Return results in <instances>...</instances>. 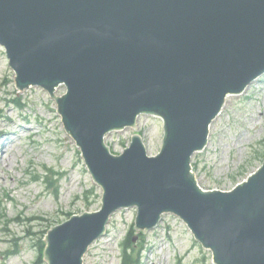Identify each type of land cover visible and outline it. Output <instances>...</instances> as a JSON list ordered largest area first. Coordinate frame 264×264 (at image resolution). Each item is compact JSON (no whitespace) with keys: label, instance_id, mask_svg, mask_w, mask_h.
<instances>
[{"label":"water","instance_id":"1","mask_svg":"<svg viewBox=\"0 0 264 264\" xmlns=\"http://www.w3.org/2000/svg\"><path fill=\"white\" fill-rule=\"evenodd\" d=\"M0 43L20 89L67 86L59 111L105 189L101 210L49 230V264H84L110 215L134 205L141 229L180 215L218 264H264V162L230 191L191 171L227 96L264 73V0H0ZM141 113L165 120L161 151L135 134L112 154L105 135Z\"/></svg>","mask_w":264,"mask_h":264},{"label":"rangeland","instance_id":"2","mask_svg":"<svg viewBox=\"0 0 264 264\" xmlns=\"http://www.w3.org/2000/svg\"><path fill=\"white\" fill-rule=\"evenodd\" d=\"M15 78L0 45V264H48L43 258L45 233L69 213L99 209L103 187L66 130L56 100L38 85L18 89ZM66 90V85H59L55 96ZM137 126L107 134L113 152L120 153L135 132L143 135L150 154L160 150L163 120L142 114ZM263 158L264 74L245 92L228 96L212 122L206 147L193 156L192 165L203 188L229 190L254 172ZM50 167L59 172L57 196L53 187L33 180ZM137 213V206L116 210L84 263L121 264L122 243L131 233L130 252L136 264H216L212 251L180 216L163 213L156 226L142 230L135 224ZM13 249L17 252L9 255Z\"/></svg>","mask_w":264,"mask_h":264},{"label":"trees","instance_id":"3","mask_svg":"<svg viewBox=\"0 0 264 264\" xmlns=\"http://www.w3.org/2000/svg\"><path fill=\"white\" fill-rule=\"evenodd\" d=\"M50 183V180H47ZM131 233H129L127 240L123 243V254H122V264H134L133 255L128 251L130 247Z\"/></svg>","mask_w":264,"mask_h":264},{"label":"bare ground","instance_id":"4","mask_svg":"<svg viewBox=\"0 0 264 264\" xmlns=\"http://www.w3.org/2000/svg\"><path fill=\"white\" fill-rule=\"evenodd\" d=\"M232 95V94H231ZM6 134H8V133H6ZM5 135V134H4ZM1 136V135H0ZM3 139V138H2ZM6 141L7 140H5V143H3L4 144V148H6L7 147V145H5L6 144Z\"/></svg>","mask_w":264,"mask_h":264}]
</instances>
